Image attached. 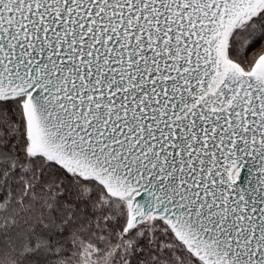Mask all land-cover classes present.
<instances>
[{"label":"snow or ice","instance_id":"6c2138e0","mask_svg":"<svg viewBox=\"0 0 264 264\" xmlns=\"http://www.w3.org/2000/svg\"><path fill=\"white\" fill-rule=\"evenodd\" d=\"M0 264H264V0H0Z\"/></svg>","mask_w":264,"mask_h":264}]
</instances>
